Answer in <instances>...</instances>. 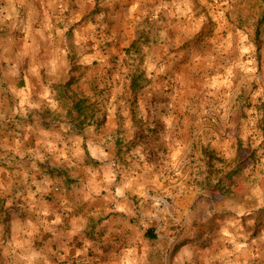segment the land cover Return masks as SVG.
Masks as SVG:
<instances>
[{
    "label": "crops",
    "instance_id": "1",
    "mask_svg": "<svg viewBox=\"0 0 264 264\" xmlns=\"http://www.w3.org/2000/svg\"><path fill=\"white\" fill-rule=\"evenodd\" d=\"M10 1L0 8V220L14 260L240 264L238 253L254 252L260 218L234 191L239 173L264 169L262 9L223 2L240 9L199 51L202 0H163L150 35L137 1ZM108 21L125 22L121 37H102ZM240 148L259 160L239 169ZM151 193L170 199L172 214ZM210 232L208 250L192 247Z\"/></svg>",
    "mask_w": 264,
    "mask_h": 264
},
{
    "label": "rangeland",
    "instance_id": "2",
    "mask_svg": "<svg viewBox=\"0 0 264 264\" xmlns=\"http://www.w3.org/2000/svg\"><path fill=\"white\" fill-rule=\"evenodd\" d=\"M17 1V0H15ZM139 2L143 3L144 8V17L142 19V24H143V33L144 34H152V31L155 32L156 28H157V20L159 19V15L161 14L163 8H161L163 6V0H65L64 4L66 8H95L97 9H107L108 6L110 4H112L114 6V8H116L117 10L119 8H131L133 5H135V2ZM255 1V2H252ZM20 4L19 7H25V5H27V3H29L30 7L35 8L37 5V1L36 3L31 1V0H20ZM203 2V8H199V15H202L206 18V23H203L202 25H200L199 27V31L196 34L194 40H195V44L200 46L205 45V47H203L202 49L199 48V51H207L209 50V47H211V45L208 43L211 39H213L214 37H220V36H225L227 33V24H231L234 18V12H236L238 9H225L223 5V2H228L227 4L230 3V0H224L221 2L219 0H202ZM4 3H11L12 6V1L10 0H4L3 2L0 3V8H2V6L4 5ZM251 4L257 5L259 6V8H264V0H251ZM249 5V3H246V6ZM16 6V5H15ZM13 7V6H12ZM220 7V8H218ZM246 9V8H244ZM113 15V14H112ZM111 15V16H112ZM239 15V13H238ZM113 17V16H112ZM106 20V18H105ZM125 22L120 21L118 23V25L121 27H118V30H114L113 29V22H106L103 24V27L101 28V32H102V37L106 38L107 36H118L121 37V34H119V32H123V25ZM145 28V29H144ZM149 28V29H148ZM233 28V29H232ZM231 32L234 31V27L230 28ZM154 34V33H153ZM147 35H145L146 37ZM259 38L264 40V28H261V30L259 31ZM142 37V34H141ZM203 43V45H201ZM123 51H129V48H124ZM111 70V69H109ZM107 75H111L110 71H108L106 73ZM239 175V174H238ZM248 181V178L243 176L241 178H237V189H235L236 191H234L235 195H234V200L237 204V202L239 201V199H245V193L247 194V198L249 202L252 201V203H248V204H244V201H241V207L242 210L243 209H248L249 211H255L252 212L251 214H256L258 213L259 216H257L258 218H260L259 220H257V222H259L261 220V216L259 214V212H256V210H254V208H259L260 206L257 205L254 201H257V197H259L260 199H262L264 197V185L262 186L261 183L257 182L258 179H261L264 182V169H262V171L258 174L257 177H255V181L257 182L258 186L254 187L251 186V188H245L244 186V182ZM228 194H230L228 192ZM263 200V199H262ZM264 202V200L262 201ZM232 205V204H231ZM231 207H235V206H231ZM237 208H239V205L236 206ZM262 208H259V210L261 212L264 211V203L261 204ZM238 210V209H237ZM240 210V208H239ZM3 214V209L0 206V216ZM5 218H2V221H0V225H2V222H4ZM1 227V226H0ZM2 229L0 228V244H1V236L3 231H1ZM257 234H258V230L254 231L252 236L249 237L250 240H255L254 241V252L252 253H244V252H240L238 253V257L240 259V264H264V239H257ZM213 235L211 234V232L209 233L208 236L206 237H200V238H194L192 240L193 244L192 247H197L198 250L200 251H205L208 250L210 247V243L212 241V237ZM259 236V235H258ZM257 239V240H256ZM245 241H247V238H245ZM248 249H251V245H248ZM1 252L2 253H6V250L3 249V246L0 245V257H1ZM202 252V253H203ZM11 260V259H10ZM0 264H15L14 262H10V263H0ZM17 264V263H16Z\"/></svg>",
    "mask_w": 264,
    "mask_h": 264
},
{
    "label": "trees",
    "instance_id": "3",
    "mask_svg": "<svg viewBox=\"0 0 264 264\" xmlns=\"http://www.w3.org/2000/svg\"><path fill=\"white\" fill-rule=\"evenodd\" d=\"M261 28H264V8H262V13H261V16L258 20V26H257V31H256V37L259 38V31L261 30ZM261 42H264V40L260 39ZM258 51V49H257ZM136 80H132L131 81V86L134 87V83H135ZM240 152L241 153H237V156H236V160L238 163L237 167L240 169L242 168H245L246 165H254L256 161L259 160V157L257 156H251L249 153H252V152H249V149L248 148H240ZM247 154H249V156H246ZM254 171L250 170V171H246V172H243V173H239L238 176H236L235 178V182L237 178H241L243 176L247 177L248 180L250 179H255V174H253ZM257 177V176H256ZM243 179V178H242ZM231 184L228 183L227 187V193L229 192L230 194L233 193V189L231 188ZM236 191V190H235ZM264 200V197L262 198ZM264 203V202H263ZM262 203V204H263ZM262 208V207H260ZM261 210V209H260ZM261 221L257 222V230H258V234H263L264 235V211L261 212ZM2 221V220H0ZM6 222H7V218H5L4 222H2V225H0L1 227V231H3L2 233V236H1V244L3 246V249L6 250V253H2L1 252V257H0V263H10L11 261L14 262L15 264H20L19 262H16L12 256V253L11 251L8 249V240H9V230H8V227L6 225ZM148 234V232H147ZM257 234V235H258ZM11 259V260H10Z\"/></svg>",
    "mask_w": 264,
    "mask_h": 264
},
{
    "label": "built area",
    "instance_id": "4",
    "mask_svg": "<svg viewBox=\"0 0 264 264\" xmlns=\"http://www.w3.org/2000/svg\"><path fill=\"white\" fill-rule=\"evenodd\" d=\"M148 200L160 206L167 214H172L173 204L170 199L151 193L148 195Z\"/></svg>",
    "mask_w": 264,
    "mask_h": 264
}]
</instances>
